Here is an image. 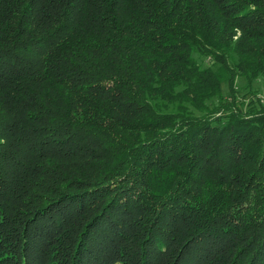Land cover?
I'll list each match as a JSON object with an SVG mask.
<instances>
[{
	"label": "trees",
	"instance_id": "obj_1",
	"mask_svg": "<svg viewBox=\"0 0 264 264\" xmlns=\"http://www.w3.org/2000/svg\"><path fill=\"white\" fill-rule=\"evenodd\" d=\"M102 230L97 264H264V0H0V264Z\"/></svg>",
	"mask_w": 264,
	"mask_h": 264
},
{
	"label": "rangeland",
	"instance_id": "obj_2",
	"mask_svg": "<svg viewBox=\"0 0 264 264\" xmlns=\"http://www.w3.org/2000/svg\"><path fill=\"white\" fill-rule=\"evenodd\" d=\"M108 231V232H107ZM102 230L96 232L93 236H98L97 238H93L88 243L84 245V249L80 257L75 260L79 262L78 264H97L99 261H102L106 254H110V252L114 249V246L111 242L114 240L115 235L109 230ZM101 236V237H100ZM211 239L204 241L205 243H211ZM111 243V245H110ZM200 243V242H197ZM53 248H51L52 252ZM54 251V250H53ZM47 257V256H46ZM189 258L185 257L184 263L181 264H204L207 263L204 259V252L202 249L199 251H193L189 254ZM48 260V257L45 259ZM40 258L36 262L31 261L29 264H45L44 261Z\"/></svg>",
	"mask_w": 264,
	"mask_h": 264
}]
</instances>
